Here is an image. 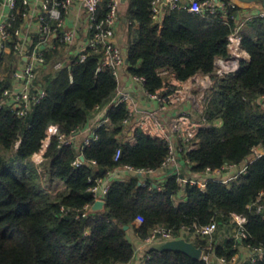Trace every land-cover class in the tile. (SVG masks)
I'll return each instance as SVG.
<instances>
[{"label": "trees", "instance_id": "trees-1", "mask_svg": "<svg viewBox=\"0 0 264 264\" xmlns=\"http://www.w3.org/2000/svg\"><path fill=\"white\" fill-rule=\"evenodd\" d=\"M151 1L130 0L127 13V72L142 76L148 91L158 90L167 80L159 74L162 68L184 80L196 72H211L216 57L229 55L233 19L171 9L161 22H154ZM104 12L105 1L99 7L100 15ZM230 12L239 13L238 7ZM241 47L249 59L235 72L215 78L205 113L211 124L200 129L196 147L185 154L192 171L240 163L253 146L264 148V17H253L243 25ZM63 49L58 46L46 53L47 65L38 78L46 95L32 110L18 116L9 106H0V264L126 263L134 256L130 228L140 239L156 225L178 236L183 226L215 219L221 230L233 212L246 216L244 241L264 247V216L253 205L260 192L264 205V154L228 184L217 178L208 179L203 190L187 184L183 196L176 174L169 171L161 174L164 179L156 186L153 180L140 184L138 175L115 178L104 207L84 211L94 201L88 190L90 177L104 176L122 165L159 171L168 148L140 129L134 133L135 141H128L123 103L108 109L109 123L96 129V140L81 147L58 146L59 133L68 135L82 127L118 87L110 67L96 71L99 54L89 53L83 61L72 57L64 68L52 70ZM15 59L13 51L5 55L0 97L11 84ZM43 148L42 160L34 161ZM78 153L85 163L75 166ZM91 160L96 163L89 164ZM138 217L142 221L135 225ZM213 237L197 238L194 244L203 254L213 252L227 260L237 253L233 237L217 233ZM145 254L140 264H207L203 257L195 259L172 249L148 248ZM254 264H264V259Z\"/></svg>", "mask_w": 264, "mask_h": 264}, {"label": "built area", "instance_id": "built-area-1", "mask_svg": "<svg viewBox=\"0 0 264 264\" xmlns=\"http://www.w3.org/2000/svg\"><path fill=\"white\" fill-rule=\"evenodd\" d=\"M105 1V12L99 13V7ZM77 4L79 13L85 15L86 38L80 37L76 23L67 24V17L72 14L73 6ZM237 7L230 0H152L151 12L154 22H161L164 14L171 9H187L189 12L203 15L218 14L222 20L233 19L235 26L229 34V55L218 56L214 60L211 72H196L187 79L179 80L174 73L162 68L159 74L165 75L167 80L163 86L154 92L144 87V78L127 72V49L121 48L113 41L115 26L118 20L119 0H0V78L5 75L2 69L5 66V55L13 51L16 56L15 69L11 73V84L2 90L0 106H9L18 116L26 115L34 105L38 104L46 92L38 80L39 74L46 67V53L49 50L63 46L65 53L57 58L51 65L52 70H59L70 63L71 58L77 61L85 60L89 53L100 55L96 71L110 67L118 80V87L105 105L96 106L92 116L82 126L74 129L70 134H58V146L74 144L77 146L89 144L98 138L96 129L109 123L107 112L112 106L123 103L126 116L122 124L125 127L126 139L135 141L134 133L140 129L144 134L159 138L167 145L168 153L162 163L161 169L134 167L122 165L110 169L104 176L89 178L91 185L88 187L96 200H105L112 180L128 175H138L140 184L147 185L153 180V185H160L166 171L176 174L180 185L179 196L185 194L187 184L198 185L202 190L210 178H217L224 183H229L239 174L245 173L247 164L264 154V148L255 145L251 148L248 158L240 163H225L221 167H206L202 172L192 171L190 160L185 154L193 150L198 143V133L204 126L210 125L206 117V109L210 100V92L214 87L215 78L235 72L243 60L249 59L245 49L241 47V29L253 17H264V10L241 15L231 13L230 9ZM15 22H18L15 25ZM75 22V21H74ZM37 36V39H36ZM64 52V51H63ZM124 75L129 76L132 82L131 90L121 84ZM219 123V120L216 122ZM80 146V147H81ZM44 148L41 152H44ZM40 152V153H41ZM43 154V153H42ZM120 155L116 150L114 159ZM85 163L82 153H78L73 165ZM95 164L94 160L88 162ZM185 164L187 166H185ZM262 192L254 202L258 213L264 216V205L261 202ZM93 204H86L84 211L92 210ZM86 212H84L85 215ZM246 216L233 212L221 229L222 236H231L235 239L237 253L231 259L218 257L213 252L203 254L207 264H242L249 260L254 264L264 259V247L245 242L247 231ZM218 221L213 219L200 226H183L180 234L175 236L170 229L163 225L154 226L149 234L134 244L136 260L147 257L146 248L153 244L184 238L192 241L197 238L212 240L219 230ZM227 228V229H225ZM228 230V231H227ZM144 248L146 249L145 251ZM143 249V250H142ZM245 252L242 259L238 254ZM130 260V261H132ZM129 261V262H130ZM118 263V264H128Z\"/></svg>", "mask_w": 264, "mask_h": 264}, {"label": "crops", "instance_id": "crops-1", "mask_svg": "<svg viewBox=\"0 0 264 264\" xmlns=\"http://www.w3.org/2000/svg\"><path fill=\"white\" fill-rule=\"evenodd\" d=\"M233 3H235V5L238 7L239 10V14L241 15H245V14H249L251 12H257L260 10H264V0H230ZM129 4H130V0H119V9H118V20L115 26V32H114V36H113V41L115 44H117L118 46H121V48L127 49L128 48V31H129V19H128V8H129ZM79 13V8L77 6V4H74L73 6V10H72V14L70 17H67V24L72 25L74 23H76L77 27H78V31L80 33V37H82L83 39L86 38V25H85V15L83 13H81L80 18L78 20H76V14ZM75 21V22H74ZM134 27L137 28L138 24L135 23ZM121 84L122 85H126L127 87L131 88L132 82L129 79V76L124 75V77L121 80ZM131 90H133L131 88ZM142 221V219L140 217H138L135 221L134 224L135 225H139L140 222ZM222 229V228H221ZM220 229L217 231V235L219 234L220 236ZM130 239L133 241L134 244H139L140 243V238L138 236H136L134 233L130 236ZM158 243V242H157ZM156 243H153L151 245H149L146 249L150 248L151 246H153ZM144 248L143 251L146 250ZM242 255L243 258L245 256V252H243L242 250L240 251V254H238L239 258L242 259ZM128 264H140V260H136L133 259L132 261H130ZM215 264H222L219 261H216Z\"/></svg>", "mask_w": 264, "mask_h": 264}, {"label": "water", "instance_id": "water-1", "mask_svg": "<svg viewBox=\"0 0 264 264\" xmlns=\"http://www.w3.org/2000/svg\"><path fill=\"white\" fill-rule=\"evenodd\" d=\"M105 205L104 200H96L92 205V210L102 209ZM125 229H128V225H124ZM150 248H155L158 250L172 249L183 252L195 259L201 257L202 249L196 246L192 241H188L184 238H176L172 240H167L164 242H159L151 246Z\"/></svg>", "mask_w": 264, "mask_h": 264}, {"label": "rangeland", "instance_id": "rangeland-1", "mask_svg": "<svg viewBox=\"0 0 264 264\" xmlns=\"http://www.w3.org/2000/svg\"><path fill=\"white\" fill-rule=\"evenodd\" d=\"M63 51H64L63 53L66 52L65 49H63ZM42 153H43V152L35 154L34 157H33V160L36 161V162H39L40 160H42V158H43ZM61 184H62V183H61ZM50 188H53V185H52V184H51ZM224 227H225V226H224ZM224 227H223V228H224ZM223 228H222V229H223ZM225 229H227V228H225ZM227 231H228V230H227ZM132 234H133V231H132V229L130 228L129 231H128V236L130 237ZM130 240H131V239H130ZM131 241H132V240H131ZM132 242H133V241H132Z\"/></svg>", "mask_w": 264, "mask_h": 264}]
</instances>
